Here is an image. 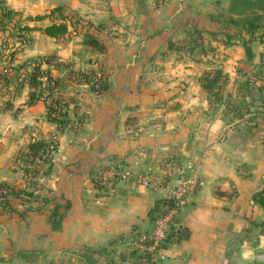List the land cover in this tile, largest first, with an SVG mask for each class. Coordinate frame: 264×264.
<instances>
[{
    "label": "crops",
    "instance_id": "1",
    "mask_svg": "<svg viewBox=\"0 0 264 264\" xmlns=\"http://www.w3.org/2000/svg\"><path fill=\"white\" fill-rule=\"evenodd\" d=\"M5 1L31 17L62 7L82 20L67 22L60 38L40 30L50 20L23 23L33 29L31 41L13 63L54 56L62 66L50 71L53 77L94 71L110 87L103 96L82 85L67 89L70 122L58 136L49 175L37 181L42 202L25 212L17 200L14 212L0 215L2 244L4 234L18 249L40 238L45 253L57 255L53 264H137L129 258L131 241L151 230L153 209L166 194L117 173L161 178L175 159L197 169L199 186L178 210L155 264H264V208L255 200L264 191V115L226 119L225 106L210 103L199 83L204 72L243 59L240 44L218 36V14L232 0ZM85 35L103 51L84 45ZM225 72L233 86L237 73ZM15 85L0 82V185L21 188L18 153L48 139L54 125L45 102L27 105L30 88ZM255 97V110L263 111ZM101 251L107 259L96 255Z\"/></svg>",
    "mask_w": 264,
    "mask_h": 264
},
{
    "label": "trees",
    "instance_id": "2",
    "mask_svg": "<svg viewBox=\"0 0 264 264\" xmlns=\"http://www.w3.org/2000/svg\"><path fill=\"white\" fill-rule=\"evenodd\" d=\"M64 11V8L57 7L50 11V13H48L45 17H28L27 20L36 22L41 21L44 18H49L51 24L40 30H42L43 33L49 37L60 38L64 37L68 33V28L66 25L67 22L70 24L82 22V20L79 19L74 12H70L68 15H65ZM257 12L259 13L257 14ZM225 13L226 19L228 20L227 24L241 28L243 32H245V34L248 36L247 39H243L242 47L244 50L246 62L251 65L255 57V54L251 47L252 43L258 42L264 46V23L262 22V14H264V0H232L228 8L225 10ZM20 16L21 14L11 9L5 0H0V33H8L7 36H10L11 32L7 30L9 29L10 24L12 25L14 23L15 25L17 20L20 24L16 27L17 36H12H15L16 38H22V34L32 32L33 29L21 23V20L19 19ZM234 16L240 17L241 19L239 20L241 22L238 23V21L233 20L232 18ZM16 17L19 18L16 20ZM86 25L89 26L87 23ZM20 42L23 43L25 42V40L22 38ZM83 43L87 47L98 52H101L104 49L103 45L91 35H85ZM0 44L1 51H4L7 48V45H5V43ZM14 55L15 54H11L9 56L10 62L13 61ZM258 62V64L254 65V67H256L258 70L257 73H255V76L261 75L260 73L262 72V64L264 63V53L259 54ZM42 65H45V69L42 68ZM59 66L62 65L56 60L54 56L40 57L21 66V69L23 70L22 76L10 77L8 75L0 73V82L3 88L8 87L11 82H14L16 84V89L21 87V85H28L31 91L29 93V100L27 102V105L30 106L38 101L45 102L48 121L52 124H60L62 130H64L65 126H67V124L70 122V119L68 117V106L70 103H72V101H70L71 99H68L67 96H64L69 87L75 88L79 85H88L90 91L97 94L98 96H103L106 92H108L110 85L107 82L106 78L101 76L98 80V87L96 88L92 84L94 71L76 72L73 70H69L65 72V74L60 78L53 77L50 74V71L57 69ZM67 67L68 65H63L64 70L67 69ZM42 78H46L47 83H49L47 88V92H49L48 95H44L40 89ZM261 78L264 79V71L262 72ZM227 79V75L224 74L220 68H213L201 75L199 83L202 89L207 94L210 103L214 105L225 104L226 116H229L230 113H233V118L242 119L244 115L243 113H241L242 109L238 104L233 103L231 107L227 106L226 103H223V101H221V94L223 92L224 86L226 85ZM263 88V86L259 87V93L264 91ZM238 92L240 93V91ZM52 95L59 97V99L55 101V103H57V107H55L56 105L52 106L53 103L50 104L46 101L47 98H50ZM242 97L244 96H240V99H244ZM73 116L74 119L78 122L81 121V116H77L75 114ZM47 146L48 139L38 138L32 140L25 151L18 153L16 159L22 162L23 175L31 176L34 180L25 181L24 186L21 188H15L8 185H0V215L14 212V207L12 204H14V202L17 200L25 202L24 204L42 202V199L38 195L34 196V191L32 190L36 189L38 185V182L36 180L37 178L46 177L50 173L52 156L44 158L42 165H40L39 167H37L35 163V159L42 157L41 154ZM255 200L259 206L264 208V191L258 193L255 196ZM164 201L165 199L157 201L152 213L158 212L162 207H164ZM31 208V205H29L25 212L31 210ZM19 217L23 218L24 214L19 213ZM53 224L55 225V223ZM167 239L168 236L166 238V241ZM130 254L131 256H129V258H134V260L137 261V264H147V260H145V257L140 253L133 251ZM96 255L98 257L105 256V259H107V256L103 253V251L97 253ZM131 264H133V262Z\"/></svg>",
    "mask_w": 264,
    "mask_h": 264
},
{
    "label": "rangeland",
    "instance_id": "3",
    "mask_svg": "<svg viewBox=\"0 0 264 264\" xmlns=\"http://www.w3.org/2000/svg\"><path fill=\"white\" fill-rule=\"evenodd\" d=\"M226 9L220 10L218 14L219 22L221 23L220 29H219L220 33L218 34V36L219 38L225 39V42L228 44L234 43L236 45V43H238L240 44L239 47H242L243 39H247L248 36L245 34V32H243L241 28L234 26V25L227 24L228 20L226 19V13H225ZM258 13L259 12H257V14ZM20 14H21L20 18L16 17V20L19 18L21 20V23L32 22V21L27 20V18L31 16L25 15L24 13H20ZM46 15L47 14H44L42 16L45 17ZM262 15H263L262 22L264 23V14ZM232 19L235 21H238V23L241 22L239 20L241 19L240 17L234 16ZM43 20H50V19L44 18ZM13 25L14 23L12 25L10 24L9 29L7 30L11 32L10 36H7L8 33H5V34L0 33V43H3V44L5 43V45H7V48L4 51H1L0 49V61L1 62L3 61L6 63L3 69L0 71V73H3L10 77L22 76L23 70L21 69V66L35 59L40 58V57H36V58L22 60V62H19L18 64L13 63V61L11 62L9 61V58H10L9 56L11 54H16L18 52H21L31 41V36H30L31 33L22 34L23 35L22 38L25 40V42L23 43L20 42L22 38H16L15 36H12V35L17 36L16 27L20 25L19 21L17 20L15 25L14 26ZM214 36L215 34L212 37ZM251 47H252L254 54L256 55L260 53H264V46L258 42H253ZM231 49L234 53L236 52L235 47H232ZM234 55H236V53ZM258 63L259 62H257V64ZM254 65H255L254 61L251 65L246 62V58H245V54L243 50V59L239 63H236V65L233 63H229L226 66V69L224 67L220 68L223 71V73L227 75V77H228V74L225 71L233 72L235 70V72L237 73L238 78H236L235 82H233V86H235L234 87L235 91H240V93L242 94L240 96H244L242 97L244 99L239 100L238 95L235 96V98L233 97L232 81L230 79H227L226 85L224 86L223 92L221 94V101H223V103H226L227 106H231V107L233 103L238 104L239 107L242 109L241 113H243L244 119H248L249 117H254L251 115L255 113H259V112L264 115V91L259 93V87L260 86L264 87V79L261 78L262 72L264 71V63L262 64V69H261L262 72L260 73L261 74L260 76H255V73H257L258 70L256 67H254ZM255 95H256L255 100L258 99V102L260 103L259 106L263 108L262 109L263 111L255 110V107L252 103L254 102V100H252V96H255ZM232 116H233V113H230L229 116H226V119H229V118L231 120L234 119ZM38 191L34 193V196L38 195L41 198V192H38ZM29 205H32V204L31 203L26 204V206H29ZM51 223L53 222L51 221ZM52 225L55 226L54 224ZM6 236L7 235L4 234V237H2V240L4 242L6 241L7 245L2 244L3 242L0 241V264H53L55 263L57 255L56 254H46L44 251V244L40 243L41 242L40 238L35 239L36 241H34L32 244L30 242L28 246H22L21 244L20 249H18L19 246L16 247V244H14L15 242L9 244L8 240H6L8 237ZM9 246H10V251H9ZM7 251L9 252L7 253Z\"/></svg>",
    "mask_w": 264,
    "mask_h": 264
},
{
    "label": "built area",
    "instance_id": "4",
    "mask_svg": "<svg viewBox=\"0 0 264 264\" xmlns=\"http://www.w3.org/2000/svg\"><path fill=\"white\" fill-rule=\"evenodd\" d=\"M161 4L165 0H159ZM100 75L94 74L92 84L97 88L98 80ZM40 89L44 95H48L47 88L49 83H47L46 78L41 79ZM86 88H89L88 85H82ZM59 97L52 95L50 98H47L48 103H53L52 106L57 107L56 100ZM55 116V115H54ZM54 132L48 138V146L43 150L41 158L35 159L37 167L42 165L43 159L48 158L53 155L57 149L58 145V136L63 131L62 127L58 123H54ZM67 126H65L66 129ZM64 129V130H65ZM118 177L127 178L133 177L135 182L142 187H151L156 186L162 188L165 192V205L162 207L155 215L153 220V225L151 230L141 232L134 237L131 241V248L144 256L145 260L149 264H155L158 262V252L161 249L162 245L165 243L166 238L169 234L170 228L175 222V217L178 210L182 207L187 206L192 199L193 194L196 192L197 187L199 186V173L196 168L191 165H182L177 162L175 159H169L166 164V169L163 173V176L160 178H154L148 175H132L129 171L127 172H118ZM37 178L36 180L38 181ZM24 181L34 180L31 176L23 175ZM108 178L104 175L99 177V183L105 184ZM38 185L36 189H33L34 193L38 191Z\"/></svg>",
    "mask_w": 264,
    "mask_h": 264
},
{
    "label": "water",
    "instance_id": "5",
    "mask_svg": "<svg viewBox=\"0 0 264 264\" xmlns=\"http://www.w3.org/2000/svg\"><path fill=\"white\" fill-rule=\"evenodd\" d=\"M185 230L184 229H181L180 230V236L182 237V235L184 234Z\"/></svg>",
    "mask_w": 264,
    "mask_h": 264
}]
</instances>
